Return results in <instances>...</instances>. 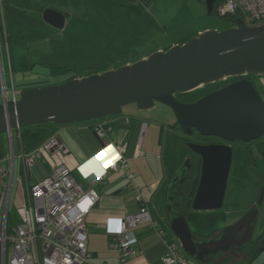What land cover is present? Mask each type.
<instances>
[{
  "label": "water",
  "instance_id": "95a60500",
  "mask_svg": "<svg viewBox=\"0 0 264 264\" xmlns=\"http://www.w3.org/2000/svg\"><path fill=\"white\" fill-rule=\"evenodd\" d=\"M215 1L205 0L208 15H212ZM43 20L63 29L66 17L48 9ZM233 22L230 29L205 31L183 45L102 74L22 91L15 89L17 102L4 97L0 103V135L18 128L100 121L122 115L123 108L129 105H136L140 111H149L158 103L170 107L191 151L164 189V212L170 230L183 250L201 264H217L220 258L224 259L218 264H225L230 252L234 255L228 264H253L255 260L252 254L248 256L244 246L260 241L255 255L264 251V232L257 233L263 194L224 233L199 239L185 215L178 211L173 196L174 190L188 180L194 154L200 158L201 168L192 209L221 210L234 160L233 144H250L264 137V99L250 79V75H264V25L249 27L241 18ZM231 78L239 79L193 103L181 102L176 97ZM94 135L98 136L96 132ZM196 136L217 138L220 142L200 143L193 139ZM98 140L104 146L99 136ZM237 227L239 230L235 231ZM244 227L246 232L241 230Z\"/></svg>",
  "mask_w": 264,
  "mask_h": 264
},
{
  "label": "crops",
  "instance_id": "0c3cea01",
  "mask_svg": "<svg viewBox=\"0 0 264 264\" xmlns=\"http://www.w3.org/2000/svg\"><path fill=\"white\" fill-rule=\"evenodd\" d=\"M23 1L25 0H12L8 6L12 10L20 12L21 16L25 14L24 16L27 19L29 17L30 20L33 19L32 28H34V34L37 36L50 33L51 37L44 35L41 40L48 43V45L51 42L52 49L49 53L50 51L41 48L45 52L42 54L43 61L30 63L29 70L20 74V81L15 86L17 91L68 81V77L62 75L63 73H60L59 70L66 67V64H62L63 62L54 64L50 61L49 65H44V62L48 58L55 57L57 55L56 51L59 53V50L66 53L79 48L81 50L87 49L93 53L92 48H102L105 50L101 53L102 57L97 58L92 53L90 57L97 58V63H102L100 65L95 64L94 67H106V71H109L148 59L156 52H166L174 46L186 43V41L176 42L165 48L161 46L148 48L147 44L144 46V50L139 53L138 58L130 60L135 55L130 57L132 51H135L136 48L134 42L141 38L146 42L148 33L152 31L153 26L161 24V20H156V17L161 14V11H159L161 6L156 17L155 13H151L155 6L154 0L152 2L142 0L136 2L133 0L132 2L130 0H77L82 6L79 17L75 14L73 3L70 4L64 0L62 3L55 4L52 1L51 9L63 13L66 17L63 29H57L43 20L41 9L45 10L50 7L48 4L44 6L45 8H35L36 5L35 7H29L27 3L23 5ZM137 6H140L144 14L137 19L132 15L130 22H122V15L132 13L133 9L138 8ZM94 13L99 16L102 24L101 30L98 32L99 36L96 38L87 30L86 26L87 21L92 19ZM21 16L8 14L7 18L8 20L10 18L21 20ZM138 23L141 26H137ZM126 24L129 26H125ZM77 26L79 28L75 31ZM134 31H138L136 32L137 35L133 34ZM120 39L124 42L122 43ZM56 43L57 48L55 47ZM48 48L50 47L48 46ZM39 50L40 48L35 51L36 54L39 53ZM6 57L9 61L8 56ZM103 57L106 58L102 60ZM64 62L68 63L66 60ZM12 64L10 57L8 68L11 79ZM56 72L60 75L56 77L59 80L52 81L51 74ZM88 75L75 76L71 79H80L88 77ZM33 80L36 81L35 85L28 87V82ZM253 81L257 85L261 96L264 95V75L255 77ZM156 108L154 120L146 115L148 114L146 112L150 110L140 111L136 105H133L120 116L108 117L100 121L60 127L54 125L37 127L43 128L47 132L35 136V138H28L22 131V146L28 152L38 148L51 137H57L69 151L68 154L60 151L53 153L37 152L36 164L29 179L31 184L45 178L55 167L65 165L84 189H93L101 197L100 202L90 212L86 221L88 247L93 254L88 264H119L118 253L110 246L108 231L117 218L138 213L141 206L137 200L138 196L146 205L147 210L154 221L158 223V226H143L133 231L132 234L138 241L136 247L138 257L133 261V264H164L163 258L169 247L178 242L167 224L163 200L166 183L179 167L176 150L180 149L182 142L178 133L170 130L171 126L169 127V125L172 124L166 121L171 116L170 110L165 107ZM97 126H100L105 132V136L100 138L104 146L100 144L98 136L94 135ZM171 132L173 133L171 134ZM15 146L18 152L22 150L16 135ZM122 149H125L123 155L128 164L127 173L132 175L133 178L130 180L120 175V173H112L104 182L92 185L87 176L103 173L110 160L116 159L121 154ZM138 149L142 151L140 157L135 155ZM246 152L250 153L254 161V170L258 171L257 176L260 178L259 182L261 183L258 184L256 195L260 196V188H264V137L254 141L251 148L247 149ZM138 188H140L139 191H137ZM256 203V201H252L249 205L245 204L244 211H239L240 203L237 201L231 202L233 208L226 209L224 213L205 211L207 213L211 212L208 217L213 219L212 222L207 221L208 223H205V225H212L214 233L211 235L221 233L225 227L234 224L243 213ZM259 210L258 234L264 232V195ZM180 251L187 264H201L191 258L183 248ZM252 258L255 260L253 264H264V251L258 255L253 253Z\"/></svg>",
  "mask_w": 264,
  "mask_h": 264
},
{
  "label": "built area",
  "instance_id": "2783aa9c",
  "mask_svg": "<svg viewBox=\"0 0 264 264\" xmlns=\"http://www.w3.org/2000/svg\"><path fill=\"white\" fill-rule=\"evenodd\" d=\"M4 2L0 0V30L10 66V35ZM216 10L220 17L241 18L249 27L264 25V0H224ZM4 95L9 101L18 100L15 89L11 97L6 92ZM95 132L99 138L105 136L100 126L95 127ZM15 135L21 144L20 152L15 146ZM8 140V163L0 164V264L90 263L93 254L88 247L86 221L101 197L93 189H84L65 165L55 167L45 178L30 183L37 152L68 154L67 147L57 137H51L30 152L22 146V129L9 131ZM124 152L122 149L116 159L110 160L103 173L88 175L91 184L104 182L112 173L131 180ZM135 155L142 156V151L138 149ZM137 200L141 205L138 213L117 218L108 231L110 246L117 251L119 264H133L138 257V241L132 234L135 229L158 226L139 196ZM12 205L16 221L11 216ZM181 249L179 242L171 245L163 258L164 264H187Z\"/></svg>",
  "mask_w": 264,
  "mask_h": 264
},
{
  "label": "rangeland",
  "instance_id": "374dc122",
  "mask_svg": "<svg viewBox=\"0 0 264 264\" xmlns=\"http://www.w3.org/2000/svg\"><path fill=\"white\" fill-rule=\"evenodd\" d=\"M52 1H54L55 4L62 3L64 0H25L23 1V5L25 3L28 4L29 7H41L43 8L47 4L50 6L47 9H41L42 17L46 10L51 9ZM68 1L70 4L73 3V8L75 10L76 16H80V10H81V4L77 0H65ZM132 2V0H130ZM150 2V1H149ZM152 2V1H151ZM134 3V2H133ZM155 6L153 10H151V13H155V17L157 16L158 9L161 11V14L158 15L156 20H161V24L158 26L154 25L153 29L150 33H148V38L146 42L143 41V39L136 40L134 43H136L135 51H132V57L134 54V57L130 60L136 59L139 57V53L142 52L144 49V46L148 44V48H156L158 46L166 47L169 46L172 43L176 42H189L190 40L197 37L200 33H203L205 31L209 30H217V31H223L226 29H230L234 27L233 20L222 18L217 13L208 15L207 9L205 5V0H154ZM137 9H133L132 13H128L127 15H122V22L127 23L131 21V16L133 15L136 19L140 17V15L144 14L143 10L140 8V6H137ZM45 8V7H44ZM154 17V15H152ZM8 28H9V44H10V57L13 65V71H12V79L10 75V70L8 68V62L7 61V54L5 51V44L4 41L1 38V30H0V101H3L5 97V92L8 97H11V91L13 89H16V85L20 81V74L26 72V70H29L30 63H34V61H43V55L45 52L41 48H45L46 50L50 51L51 53V42L48 45L46 42H42L41 37H44V35L51 37L50 33H44L40 35L34 34V28H32V22L30 19H16V18H10L7 19ZM88 24L87 30L90 31L91 34H93V37H98V32H100V28L102 24L100 23L99 16L97 14L92 15V19L90 21H87ZM129 26V25H125ZM137 26H141L139 23ZM79 28V26L75 27V31ZM97 32V33H96ZM134 31L133 34L137 35ZM81 33V32H80ZM96 35V36H95ZM123 43L124 40L120 39ZM41 41V42H39ZM184 44V43H183ZM57 43L55 44V47ZM48 46L50 48H48ZM39 53L36 54V50L39 49ZM55 48V49H56ZM57 50V49H56ZM93 53L91 51H88L87 49L81 50V49H75L70 52L62 53L59 50L56 51V56L52 58H48L46 62H44V65H49L48 63L52 61V63H62L66 64V67L60 68V73H63L62 75H65L66 78L71 79L72 77H80L83 75H93V74H102L106 71V67L98 66L94 67L95 64H102L97 63V58L100 56L102 57L101 53L105 52L102 48H92ZM97 57L93 58L90 57V55ZM99 54V55H98ZM106 58H101L102 60ZM68 61V63L64 61ZM108 65V63H106ZM93 67V68H92ZM92 68V69H91ZM105 70V71H104ZM108 71V70H107ZM60 76L57 72L51 74L52 81H56L59 79H56V77ZM252 79L257 77V75H250ZM67 79V80H68ZM35 80L28 82V87H32L35 85ZM224 82H218V83H211L203 86L200 89H197L192 92L184 93V94H177V99L184 103H193L199 99H201L206 94L219 89L220 87L224 86ZM18 88V86H17ZM264 99V95H262ZM133 105H129L123 108V112L126 113V111L129 109V107H132ZM156 107L162 108L165 107L170 110L171 116L169 117L167 122H169L170 130H173L174 132L178 133V136L180 137V141L182 142L181 147L179 150H176V156L177 161L179 164L178 169L182 167V165L185 163L187 158L190 156L191 151L186 146L185 142L183 141V132L178 126L175 121L176 118L174 116V112L170 107H167L164 104H156L154 109L150 110L149 112H146L147 116L152 118L154 120V115L156 113ZM174 125H177L174 127ZM23 133L28 138H35V136L42 135L44 132L46 133L47 130L43 128H37V127H26L22 128ZM44 133V134H45ZM173 132H171L172 134ZM30 134V135H29ZM180 134V135H179ZM197 139V138H193ZM200 143H214V142H220L217 138H207V137H200L197 139ZM254 142L250 144L237 142L233 144L234 147V160L232 164L231 174L229 178V184H228V193L226 196V201L224 204V207L217 211L216 213H224L226 209L233 208L231 206V202L237 201L239 202L240 210L244 211L245 204H251L252 201L258 202L260 200L259 195H256L258 184L260 178H258V171L254 170V161L253 158H251L250 153L248 154L246 152L247 149L251 148ZM0 144H1V154L3 155V159L0 161V164H7V156L10 154V142L8 140V133H4L3 135H0ZM246 146L248 148H246ZM177 169V170H178ZM15 195L18 190V185ZM247 202V203H246ZM209 213V214H208ZM205 212V211H195L193 209H189V211L186 213L185 217L188 221V224L194 233V236L196 238H205L206 236H212L211 234L214 233L212 229V225H205V223H208L207 221L212 222L213 219L209 218L208 215H210L211 212ZM11 216L14 221L17 220V216L15 213V206H11ZM257 253V252H256ZM255 253V254H256Z\"/></svg>",
  "mask_w": 264,
  "mask_h": 264
},
{
  "label": "trees",
  "instance_id": "16d2710c",
  "mask_svg": "<svg viewBox=\"0 0 264 264\" xmlns=\"http://www.w3.org/2000/svg\"><path fill=\"white\" fill-rule=\"evenodd\" d=\"M11 1L12 0H5V2H4V4H5V10H6V13H7V17H8V14H14L15 16H19L20 17L21 16L20 15V12H18L16 10L14 11V10H12L8 6L11 3ZM223 1L224 0H216L215 1V6H214V10H213V13L212 14H215L216 13L217 7L219 5H221V3ZM24 15L25 14H23V16H21V18L22 19H27ZM29 19H30V17H29ZM227 19H230V18H227ZM231 19L232 20H235L236 18L234 17V18H231ZM31 22H33V19L31 20ZM238 79L239 78H231V79H228V80H226L223 83V85L228 84V83H231V82L236 81ZM250 79L253 81V79L251 77H250ZM256 87H257V85H256ZM182 139H183V141L185 142V144L187 146V143H188L187 137L185 135H183V138ZM200 168H201V161H200V159L193 161L191 174H190L188 180H186V183H188V185L185 186L186 188L183 185L182 188L179 187L181 189L177 188L176 190H174V193H173L174 202L177 205L178 211L181 214H183V215H186V213L189 211V209H192V200H193V197H194V194H195V191H196V186L198 184L199 174H200Z\"/></svg>",
  "mask_w": 264,
  "mask_h": 264
},
{
  "label": "flooded vegetation",
  "instance_id": "af4514ba",
  "mask_svg": "<svg viewBox=\"0 0 264 264\" xmlns=\"http://www.w3.org/2000/svg\"><path fill=\"white\" fill-rule=\"evenodd\" d=\"M222 4V3H221ZM194 138H197L198 139V137L196 136V137H194ZM197 139H194L195 141H198ZM246 148H247V146H246ZM200 158L198 157V156H195L194 154H193V158H192V165H193V161H195V160H199ZM183 185H184V187L185 186H187L188 185V183H186V181L183 183V184H180L179 186H178V188L179 187H183ZM198 185V184H197ZM181 188H179V189H181ZM186 188V187H185ZM196 188H197V186H196ZM177 189V188H176ZM263 191H264V188L262 187V188H260V196H261V194H263ZM228 193V192H227ZM264 195V194H263ZM260 196H259V198H260ZM257 204V203H256ZM255 204V205H256ZM255 205H253V206H255ZM253 206L252 207H250L249 209H248V211H246L245 213H243L242 214V216H240V218L234 223V224H232V225H229V226H227V227H225V229H223V231L220 233V234H222V233H224V231L227 229V228H229V227H231V226H233V225H235L236 223H238L252 208H253ZM239 227V226H238ZM236 228L235 229V231L236 230H239V228ZM241 230H243L244 232H246V229H245V227L244 228H242ZM240 233H242V231L240 232ZM240 236V235H239ZM259 244H260V241H258L257 242V244L255 245L253 242H249L246 246H244L245 248H244V250H246L247 251V254H248V256L250 255L251 256V254L253 255V253H255V251L258 249V247H259ZM244 250L242 249V251L244 252ZM252 250H253V252H252ZM242 251H240V253H243ZM229 258L226 260V261H224V262H226L225 264H228L230 261H231V255H234V253L233 252H230L229 254ZM223 259L224 258H220V260H218L216 263L218 264V263H222L223 262Z\"/></svg>",
  "mask_w": 264,
  "mask_h": 264
}]
</instances>
